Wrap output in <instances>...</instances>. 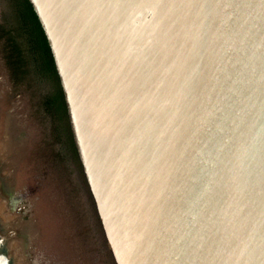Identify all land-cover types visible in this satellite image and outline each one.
<instances>
[{"label": "water", "instance_id": "1", "mask_svg": "<svg viewBox=\"0 0 264 264\" xmlns=\"http://www.w3.org/2000/svg\"><path fill=\"white\" fill-rule=\"evenodd\" d=\"M31 2L117 263L264 264V0Z\"/></svg>", "mask_w": 264, "mask_h": 264}, {"label": "trees", "instance_id": "2", "mask_svg": "<svg viewBox=\"0 0 264 264\" xmlns=\"http://www.w3.org/2000/svg\"><path fill=\"white\" fill-rule=\"evenodd\" d=\"M0 55L10 76L4 111L24 97L38 130L11 197L13 209L25 208L41 230L32 264H118L75 142L55 56L31 0H0Z\"/></svg>", "mask_w": 264, "mask_h": 264}, {"label": "rangeland", "instance_id": "3", "mask_svg": "<svg viewBox=\"0 0 264 264\" xmlns=\"http://www.w3.org/2000/svg\"><path fill=\"white\" fill-rule=\"evenodd\" d=\"M9 88L10 76L0 55V163L6 166L0 171V175L9 194L6 197L0 190V247L3 250H13L19 264H32L33 246L40 237L41 230L37 220L30 217L25 208L13 209L11 197L17 184L20 165L38 143V130L29 116L24 97H17L11 107L4 111ZM6 124L9 130L7 136ZM21 226L24 227L20 232L18 228ZM8 254L11 256L10 252Z\"/></svg>", "mask_w": 264, "mask_h": 264}, {"label": "bare ground", "instance_id": "4", "mask_svg": "<svg viewBox=\"0 0 264 264\" xmlns=\"http://www.w3.org/2000/svg\"><path fill=\"white\" fill-rule=\"evenodd\" d=\"M12 127V126H11ZM15 127H18V124H17V126H16V124H15ZM15 132H16V130H15ZM12 133V132H11ZM21 134V133H20ZM22 136V135H21ZM15 139H17V137H15ZM9 146V145H8ZM1 147V146H0ZM6 148V147H5ZM10 149V148H9ZM8 149V150H9ZM4 151V150H3ZM12 151V150H11ZM8 152V151H7ZM6 152V153H7ZM11 158V157H10ZM7 160V159H6ZM11 169V168H10ZM9 170V169H8ZM8 173V172H7ZM24 227V226H23ZM23 227L21 226V227H19L18 229L20 230V232L23 230ZM17 229V228H16ZM17 253V252H16Z\"/></svg>", "mask_w": 264, "mask_h": 264}]
</instances>
